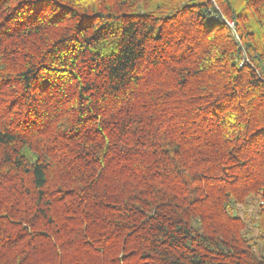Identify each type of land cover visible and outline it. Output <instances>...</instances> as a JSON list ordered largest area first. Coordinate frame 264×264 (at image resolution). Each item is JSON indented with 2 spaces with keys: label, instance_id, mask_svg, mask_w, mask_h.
<instances>
[{
  "label": "trees",
  "instance_id": "16d2710c",
  "mask_svg": "<svg viewBox=\"0 0 264 264\" xmlns=\"http://www.w3.org/2000/svg\"><path fill=\"white\" fill-rule=\"evenodd\" d=\"M0 264H264V0H0Z\"/></svg>",
  "mask_w": 264,
  "mask_h": 264
},
{
  "label": "rangeland",
  "instance_id": "374dc122",
  "mask_svg": "<svg viewBox=\"0 0 264 264\" xmlns=\"http://www.w3.org/2000/svg\"><path fill=\"white\" fill-rule=\"evenodd\" d=\"M230 25H232V24L230 23Z\"/></svg>",
  "mask_w": 264,
  "mask_h": 264
}]
</instances>
